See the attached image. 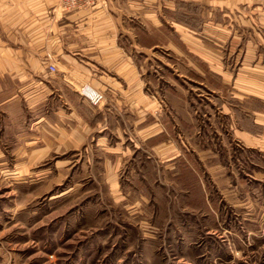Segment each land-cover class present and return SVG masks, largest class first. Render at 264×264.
<instances>
[{
	"label": "crops",
	"instance_id": "0c3cea01",
	"mask_svg": "<svg viewBox=\"0 0 264 264\" xmlns=\"http://www.w3.org/2000/svg\"><path fill=\"white\" fill-rule=\"evenodd\" d=\"M59 4L0 0V111L17 112L23 101L38 107V131L56 135L47 145L76 149L90 135L115 158L116 150L142 148L127 136L126 105L137 109L139 137L167 160L189 146L203 150L201 114L216 133L263 148L264 0H102L73 10ZM5 26L13 45L3 40ZM50 63L62 66L60 76ZM84 83L103 91L100 105L79 93ZM149 99L156 110L146 106ZM165 118L166 127L177 126L174 136L167 137Z\"/></svg>",
	"mask_w": 264,
	"mask_h": 264
},
{
	"label": "rangeland",
	"instance_id": "374dc122",
	"mask_svg": "<svg viewBox=\"0 0 264 264\" xmlns=\"http://www.w3.org/2000/svg\"><path fill=\"white\" fill-rule=\"evenodd\" d=\"M18 104L0 111V264H264V146L216 133L201 114L204 151L189 146L167 160L125 105L127 136L142 148L115 158L88 135L60 149L38 131V107Z\"/></svg>",
	"mask_w": 264,
	"mask_h": 264
},
{
	"label": "built area",
	"instance_id": "2783aa9c",
	"mask_svg": "<svg viewBox=\"0 0 264 264\" xmlns=\"http://www.w3.org/2000/svg\"><path fill=\"white\" fill-rule=\"evenodd\" d=\"M102 0H60L59 7L63 10L90 8L97 5ZM48 69L51 73L58 71L55 63H50ZM79 93L91 104L100 105L105 100V94L100 89L89 83H84Z\"/></svg>",
	"mask_w": 264,
	"mask_h": 264
}]
</instances>
